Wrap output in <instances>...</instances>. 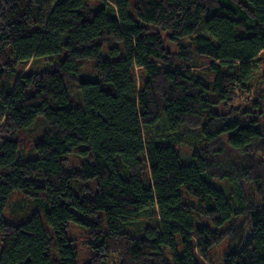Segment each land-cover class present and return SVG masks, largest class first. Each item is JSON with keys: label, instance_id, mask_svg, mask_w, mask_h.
I'll return each instance as SVG.
<instances>
[{"label": "trees", "instance_id": "obj_1", "mask_svg": "<svg viewBox=\"0 0 264 264\" xmlns=\"http://www.w3.org/2000/svg\"><path fill=\"white\" fill-rule=\"evenodd\" d=\"M75 226L85 264H264V0H0V264H78Z\"/></svg>", "mask_w": 264, "mask_h": 264}, {"label": "rangeland", "instance_id": "obj_2", "mask_svg": "<svg viewBox=\"0 0 264 264\" xmlns=\"http://www.w3.org/2000/svg\"><path fill=\"white\" fill-rule=\"evenodd\" d=\"M50 61V59H39L37 61L29 62L26 64H20L17 67V75H22L27 72L36 71L43 69L46 64ZM85 67V66H84ZM83 67V68H84ZM256 73L259 75L260 65L256 66ZM87 69V68H85ZM192 70H198L192 68ZM85 73H88V71L84 70ZM258 79L256 78L254 82L252 83L255 85L257 83ZM67 88L69 89V92L71 93V96L73 99L77 102L78 105H82L81 102V93L77 86H75L72 83H67ZM254 88V86H252ZM78 97V98H77ZM162 124L161 129L159 127H156L151 130V132L154 133L155 136L160 137L164 140L169 141H176L177 144H174L176 150L178 151L180 157H181V164L183 165H190L195 163V159L193 158V152L196 147L203 145V133L202 129L196 130V131H190V130H181L180 132L176 133L175 135L168 134L167 130L165 129L164 124H166V118L165 114L162 113L160 116V120L158 121V125ZM202 135V136H201ZM227 181H220V180H212L210 181V184H212L214 187L224 191L230 196V199L234 197L233 194H235L236 189L233 186H230L227 184ZM247 185V184H246ZM245 185V187H246ZM224 189V190H223ZM251 189H249L250 191ZM152 214L149 212L145 215V219H150ZM47 226V224H46ZM48 227V226H47ZM71 233L73 236H75V246L76 250L78 252V264H85L87 258L89 257L87 247L85 246V234L82 233L81 229L77 226L73 227L71 230ZM250 235V225L248 224L245 228V236L248 238ZM229 240H225L224 242L220 243L216 247H214L210 251L211 255V262L210 264H224L223 256L225 252L228 249Z\"/></svg>", "mask_w": 264, "mask_h": 264}]
</instances>
